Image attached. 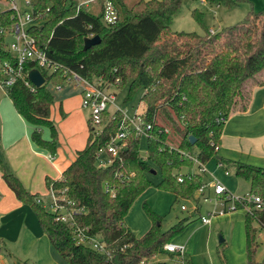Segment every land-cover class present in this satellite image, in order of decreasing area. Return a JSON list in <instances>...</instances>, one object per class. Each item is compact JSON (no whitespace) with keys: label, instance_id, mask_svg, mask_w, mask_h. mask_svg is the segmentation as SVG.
<instances>
[{"label":"trees","instance_id":"trees-1","mask_svg":"<svg viewBox=\"0 0 264 264\" xmlns=\"http://www.w3.org/2000/svg\"><path fill=\"white\" fill-rule=\"evenodd\" d=\"M105 0H28L37 23L30 31L47 55L78 72L88 80L112 82L119 78L128 83L129 99L137 89L143 92V120L153 124L146 138V157L139 155L142 136L130 128L124 147L106 166L97 163V150L105 145L119 128L123 112H102L101 126L87 120L85 145L76 149L73 160L59 178L46 177V185L56 194L64 193L75 205L82 206L80 221L88 234L97 235L105 250H98L73 236L72 227L56 219L28 191L16 174L8 170L0 156V172L16 197L28 203L54 248L67 264H165L154 260L164 251L165 242L178 233L199 207L167 229L161 228V216L144 204L150 219L149 228L137 234L124 221L132 201L150 183L148 173L160 171V188L169 189L183 198L193 196L203 182L204 173L181 150H196L206 162L218 156L222 127L230 110H244L250 93L248 85L260 83L257 73L264 68V10L250 9L241 21L203 33L170 29L173 15L182 0H111L118 17L113 23L103 19ZM216 5L233 7L244 0H207ZM94 4L98 9L94 10ZM12 8L0 11V61L15 62V56L4 44L13 22ZM98 34L100 41L88 48L83 39ZM35 66L29 61L26 67ZM46 81L32 90L20 79L7 86L6 93L16 111L35 127L47 125L50 137H42L38 128L32 140L50 150L57 147V130L50 117L54 93L48 84L64 83L71 73L61 69L43 70ZM0 69V77H1ZM222 115L224 119L217 121ZM161 127V130L158 128ZM166 127L167 131L163 128ZM195 136L193 143L188 136ZM235 174L249 181V192L264 197V166L235 161ZM197 167V166H196ZM153 169L155 171L153 172ZM182 175V180L177 176ZM240 207V206H239ZM258 223L264 229V208L251 204L246 209L245 251L247 264H264L256 260ZM174 255V252H167ZM186 264L190 262L186 261Z\"/></svg>","mask_w":264,"mask_h":264},{"label":"rangeland","instance_id":"rangeland-1","mask_svg":"<svg viewBox=\"0 0 264 264\" xmlns=\"http://www.w3.org/2000/svg\"><path fill=\"white\" fill-rule=\"evenodd\" d=\"M15 1L21 10L30 11V6L26 0ZM124 1L130 5L133 0ZM10 7L11 2L9 0H0V11ZM93 8L97 10L98 5L94 4ZM250 9L264 10V0H244L233 7H227L223 4L216 5L207 0H182L179 9L171 19L170 29L173 31H196L198 33H203L205 27L212 31L220 30L227 25L243 20ZM10 39L11 36L8 35L6 42ZM95 82L100 83L101 81L95 80ZM57 84L62 86L61 89H55L53 86L55 84L51 82L48 84L54 93L50 117L57 130V143L69 146V141L74 137L85 144L87 123L80 126L79 118L80 114H83L80 118L81 122L84 117L88 120L91 110L82 105L81 98L77 97V95L82 97L81 84L83 82L76 83L72 78ZM103 88L106 92H112L115 95L114 102L108 104L109 113L116 108L123 109L128 117H132L136 112H143L144 102L140 101L142 88L137 89L127 100L125 98L128 83L122 85L117 81L105 82ZM2 95L6 94L0 92V96ZM68 110H72V113ZM125 121L127 124L128 119ZM43 126L50 130L47 125H40L39 128ZM39 131L41 133V130ZM105 155V153L101 154L103 157ZM139 155L142 158L146 157V138L144 136L140 138ZM205 166L207 167V171L204 172L206 182H210L211 179H218L231 195L244 196L249 193V181L236 175L235 168L231 164L228 165L223 162L218 164L211 160ZM195 168L196 165H192L191 167H184L183 170L188 171ZM224 169L229 171V175L224 174ZM148 177L151 183L136 196L124 216L126 224L137 234L145 232L151 224L144 208L145 203H148L161 216L162 229H167L179 219L189 215L194 204V199L191 197L194 196L195 192L193 196L187 199L176 195L169 189L158 187L157 182L161 177L159 170L156 173H148ZM214 197L211 190V201L201 199L199 212L186 220L183 228L170 238V242L184 247L183 258L185 263L186 260H192L193 264H247L244 226L246 206L237 207L227 213L215 214L211 217L209 225H206L201 221L200 215L208 216V211L213 208ZM39 198L45 208H51L52 194L50 191ZM181 204H184L186 208L182 209ZM252 224L258 226L256 221H253ZM256 236L258 247L255 256L256 260L261 262L264 259V229L258 226ZM219 237H222L223 241H219ZM173 259L166 254V251L158 252L154 258V260L163 261L165 264H178V261Z\"/></svg>","mask_w":264,"mask_h":264},{"label":"crops","instance_id":"crops-1","mask_svg":"<svg viewBox=\"0 0 264 264\" xmlns=\"http://www.w3.org/2000/svg\"><path fill=\"white\" fill-rule=\"evenodd\" d=\"M257 77L260 83L250 85L247 107L230 112L222 127L218 156L206 161L205 165L213 160L232 166L235 161L264 166V68ZM0 92L7 95L4 90ZM6 95L0 96V156L6 168L39 198L50 191L46 177L59 178L62 170L73 160L76 149L85 144L73 137L69 146L57 143L53 153L36 144L31 137L32 130L38 128L44 138L50 137V130L26 121ZM72 110L68 111L72 113ZM80 118V126L86 125L87 119L84 117L81 122ZM224 174L229 175V171L226 173L224 169ZM166 254L178 261L175 253ZM186 261L193 264L192 260ZM0 264H67L43 231L31 206L16 197L1 172Z\"/></svg>","mask_w":264,"mask_h":264},{"label":"built area","instance_id":"built-area-1","mask_svg":"<svg viewBox=\"0 0 264 264\" xmlns=\"http://www.w3.org/2000/svg\"><path fill=\"white\" fill-rule=\"evenodd\" d=\"M9 1L11 2L10 8L14 10L12 14L14 19L9 31L11 39L5 42L4 47L11 52L16 59L15 62L0 61L2 73L0 77V90L6 91L7 86L18 79L22 80L24 84L28 85L33 90L36 85L28 77V72L31 68H38L42 74L43 70L52 72L56 69H61L64 73H71V79L73 78L76 83H80V81L83 82V84H81L82 105L90 108V122L96 128H99L101 126L102 112L107 109L110 102H114L115 95L112 92H106L104 90L103 85L105 83L101 85V79L96 80L97 82L101 81L100 83H96L95 80H88L62 63L52 60L47 55L45 48L38 44L36 36L30 31V26L37 23L31 11L26 9L21 10L15 0ZM26 3L29 4L28 0H26ZM103 6V19L107 23H113L118 17L116 7L111 0H105ZM3 30L4 27L0 25V33L3 32ZM29 61H34L35 66L27 68L26 64ZM44 78L46 81L45 76ZM114 81L119 82V78H116ZM53 86L57 90L62 87L59 84ZM116 109H120L124 112L121 108ZM125 119H128L127 124ZM222 119H224L222 115L216 117L217 121ZM130 128L135 130L137 135L147 137L153 128V124L150 121L143 120L141 112H136L132 117H128L124 112V117L119 122L118 130L110 136L105 145L99 147L97 150L98 165L106 166L112 162L113 157L124 147V138ZM161 129V127L158 128V130ZM163 129L167 131L166 127ZM214 148L219 149V144L215 143ZM181 152L191 158L193 163L197 166L196 168L198 171L203 173L207 171L205 162L198 158L196 150H181ZM103 153L106 154L104 157L101 156ZM50 156H52V154ZM221 163V161H218V164ZM191 171L193 170H190V172ZM225 172L228 173V170L225 169ZM177 178L178 180H182L183 177L179 174ZM49 190L52 194L51 208L49 210L54 212L56 219L67 222L72 227L73 236L77 240L93 248L104 251L105 246L100 241L99 236L88 234V227L80 224V221L85 216L84 208L75 205V202L67 198L64 193L56 194L52 188H49ZM211 190L215 196V200L213 202V208L208 211V216L200 215L201 221L204 224H209L213 215L233 211L239 206H246V209H248L251 204H254L256 207L264 208L263 196L251 192L244 196L231 195L218 179H211L210 182L205 181L196 188L194 196L191 197L194 199L192 210L201 206V199H203V201H211ZM36 199L41 202L40 198L36 197ZM181 208L185 209L186 206L181 204ZM162 249L167 252H174L178 259V264H186L183 258L184 247L182 245L168 241L163 244Z\"/></svg>","mask_w":264,"mask_h":264},{"label":"water","instance_id":"water-1","mask_svg":"<svg viewBox=\"0 0 264 264\" xmlns=\"http://www.w3.org/2000/svg\"><path fill=\"white\" fill-rule=\"evenodd\" d=\"M100 41V36L98 34H93L90 36H85L83 39V47L84 48H88L89 46H91L92 44L98 43ZM28 77L30 78V80L36 85L39 86L41 84L44 83L45 78L42 74V72H40V70L38 68H31L28 72ZM189 140L191 143L194 142L195 140V136L190 134L188 136ZM155 171V169H153V172ZM223 238L219 237V241H222Z\"/></svg>","mask_w":264,"mask_h":264}]
</instances>
